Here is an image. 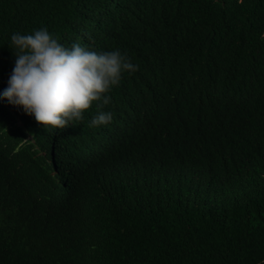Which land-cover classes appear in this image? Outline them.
Masks as SVG:
<instances>
[{
  "label": "trees",
  "instance_id": "trees-1",
  "mask_svg": "<svg viewBox=\"0 0 264 264\" xmlns=\"http://www.w3.org/2000/svg\"><path fill=\"white\" fill-rule=\"evenodd\" d=\"M133 65L64 129L0 96V264H264V0H0L11 36Z\"/></svg>",
  "mask_w": 264,
  "mask_h": 264
},
{
  "label": "clouds",
  "instance_id": "clouds-1",
  "mask_svg": "<svg viewBox=\"0 0 264 264\" xmlns=\"http://www.w3.org/2000/svg\"><path fill=\"white\" fill-rule=\"evenodd\" d=\"M11 46L17 50L15 67L0 96L52 129L64 130L81 121L94 103L90 125L111 123L112 114L103 111L111 103L109 93L123 74L138 71L118 49L98 53L79 43L65 47L46 28L14 33Z\"/></svg>",
  "mask_w": 264,
  "mask_h": 264
}]
</instances>
